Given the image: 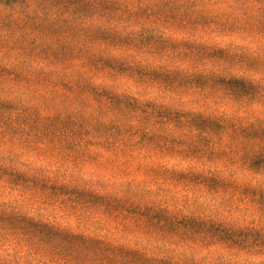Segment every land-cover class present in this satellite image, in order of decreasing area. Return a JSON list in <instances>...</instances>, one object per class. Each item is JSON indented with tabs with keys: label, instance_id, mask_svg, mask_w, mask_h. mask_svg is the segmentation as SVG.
I'll list each match as a JSON object with an SVG mask.
<instances>
[{
	"label": "rangeland",
	"instance_id": "374dc122",
	"mask_svg": "<svg viewBox=\"0 0 264 264\" xmlns=\"http://www.w3.org/2000/svg\"><path fill=\"white\" fill-rule=\"evenodd\" d=\"M0 264H264V0H0Z\"/></svg>",
	"mask_w": 264,
	"mask_h": 264
}]
</instances>
